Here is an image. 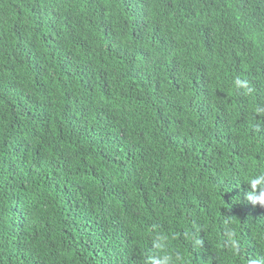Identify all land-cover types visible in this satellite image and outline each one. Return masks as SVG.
Here are the masks:
<instances>
[{"label": "trees", "instance_id": "trees-1", "mask_svg": "<svg viewBox=\"0 0 264 264\" xmlns=\"http://www.w3.org/2000/svg\"><path fill=\"white\" fill-rule=\"evenodd\" d=\"M262 170L264 0H0V264H247Z\"/></svg>", "mask_w": 264, "mask_h": 264}, {"label": "clouds", "instance_id": "clouds-1", "mask_svg": "<svg viewBox=\"0 0 264 264\" xmlns=\"http://www.w3.org/2000/svg\"><path fill=\"white\" fill-rule=\"evenodd\" d=\"M233 85L236 90H243L245 94L250 95L253 92V88L250 86L249 82L240 76L234 78ZM245 184L248 185L249 190L243 194L244 199L254 207L259 205L261 208H264V170L248 176ZM153 232L154 235L151 240V246L154 249V255L147 258L146 264H185L184 257L179 253L169 251V237L157 231L155 226ZM184 238L193 250L200 249L204 246V240L200 238L198 234L185 232ZM225 242L233 254L239 252L240 241L234 231H226ZM247 264H264V255L249 258Z\"/></svg>", "mask_w": 264, "mask_h": 264}]
</instances>
